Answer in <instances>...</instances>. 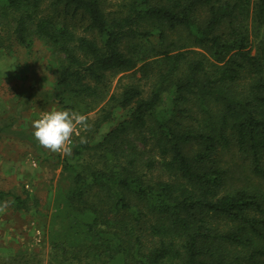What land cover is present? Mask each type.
<instances>
[{
    "label": "trees",
    "instance_id": "obj_1",
    "mask_svg": "<svg viewBox=\"0 0 264 264\" xmlns=\"http://www.w3.org/2000/svg\"><path fill=\"white\" fill-rule=\"evenodd\" d=\"M106 3L0 0V49L42 40L59 58V104L107 100L95 131L127 111L75 144L66 206L91 218L66 222L47 264H264V0ZM139 63L141 77L110 94V77ZM227 151L252 184L229 181ZM6 203L28 210L35 198L0 190ZM0 264L42 259L18 248Z\"/></svg>",
    "mask_w": 264,
    "mask_h": 264
},
{
    "label": "rangeland",
    "instance_id": "obj_2",
    "mask_svg": "<svg viewBox=\"0 0 264 264\" xmlns=\"http://www.w3.org/2000/svg\"><path fill=\"white\" fill-rule=\"evenodd\" d=\"M119 1L107 0L106 7L115 11ZM251 39L255 40L253 32ZM140 65L126 73L111 76L109 93L118 91V86L129 81L123 76L133 71L139 79L142 75L138 69ZM58 69V56L38 38H35L31 49L16 46L11 54L0 49V190L35 198V203L28 210H16L10 203L0 205V256L26 248L37 251L42 264H47L53 242L63 237L61 231L67 224L91 218L87 214L73 217L65 201L71 186V174L66 165H76L80 161L79 156L73 155L79 138L72 137L71 155L53 153L35 139L33 121L53 109L86 114L92 128L87 132L81 131V135L87 137L92 134V143H95L127 113L114 107L111 118L95 131L94 123L103 113L101 107L107 100L88 112H85L82 101L75 103L74 108L59 104L52 92ZM224 157L227 165L232 166L229 181L239 185L254 182L255 176L245 167L248 162L239 154L227 151ZM121 262L118 256L110 264Z\"/></svg>",
    "mask_w": 264,
    "mask_h": 264
},
{
    "label": "clouds",
    "instance_id": "obj_3",
    "mask_svg": "<svg viewBox=\"0 0 264 264\" xmlns=\"http://www.w3.org/2000/svg\"><path fill=\"white\" fill-rule=\"evenodd\" d=\"M89 117L86 114L72 110L53 109L44 113L32 123L34 137L39 144L53 153L71 155L72 137L77 136L78 143H88L81 131H90Z\"/></svg>",
    "mask_w": 264,
    "mask_h": 264
}]
</instances>
